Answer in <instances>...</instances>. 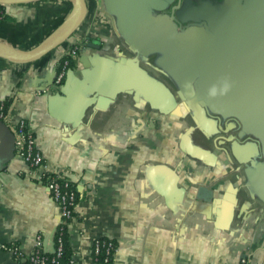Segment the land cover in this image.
Here are the masks:
<instances>
[{"label": "crops", "instance_id": "crops-1", "mask_svg": "<svg viewBox=\"0 0 264 264\" xmlns=\"http://www.w3.org/2000/svg\"><path fill=\"white\" fill-rule=\"evenodd\" d=\"M85 3L40 59L0 57V101L12 98L2 121L12 133L24 121L44 160L34 172L16 153L0 163V264H18L4 245L28 255L62 222L41 174L78 194L66 225L74 264H100L101 238L116 245L110 264H264V0L187 6L185 25L155 24L151 40L128 31L111 0ZM2 5L0 42L21 51L72 10ZM87 38L100 49L79 46L56 85L58 61Z\"/></svg>", "mask_w": 264, "mask_h": 264}, {"label": "water", "instance_id": "water-1", "mask_svg": "<svg viewBox=\"0 0 264 264\" xmlns=\"http://www.w3.org/2000/svg\"><path fill=\"white\" fill-rule=\"evenodd\" d=\"M17 1L30 0H0V4L12 3ZM72 5V10L67 19L58 27L51 35L43 40L39 45L29 51L17 50L7 44L0 42V57H3L13 63L29 64L40 59L56 47L63 44L73 33V31L83 21L86 14L85 0H68ZM114 11L121 19L126 29L130 31L137 39L151 40L155 35V22L149 18V15L140 0H111ZM85 46L95 50L100 49L98 40L90 41L86 39ZM150 42V41H149ZM151 48H156L152 45ZM161 47L160 45H158ZM158 48V47H157ZM195 47L191 53L196 52ZM189 55V54H188ZM187 55V56H188ZM147 82H154L147 79ZM149 83V84H150ZM155 84V83H154ZM247 151V150H246ZM249 154V151H248ZM15 157L14 135L10 129L0 120V163L2 160L11 161ZM44 246L47 249H52V242L44 241Z\"/></svg>", "mask_w": 264, "mask_h": 264}, {"label": "built area", "instance_id": "built-area-1", "mask_svg": "<svg viewBox=\"0 0 264 264\" xmlns=\"http://www.w3.org/2000/svg\"><path fill=\"white\" fill-rule=\"evenodd\" d=\"M80 45H73L66 52L64 58H73L77 55L79 51ZM69 60L63 59V62L60 65V69L56 71L55 76V84L60 85L67 73V66ZM3 107L0 106V120L4 118ZM14 135V149L17 156L27 165L28 169L31 172L38 170L43 167L44 160L41 153L35 147V139L34 136L28 131L26 124L24 121L18 123ZM46 180L48 185H46V189L48 191L49 196L53 200V202L59 208V216L61 218V223L67 225L69 220L73 217V213L76 207L75 202V194L72 191H65L68 180L59 177L56 175L55 178L50 177L48 174H41L38 177V181ZM2 249L8 253H10L14 260L16 261L20 257H26L28 260L27 264H60L58 262V258L61 253V242L58 240V247L56 258L52 261H48L45 257L40 256L41 249V240L40 237L36 238L35 247L28 255H24L21 253L19 248L15 245L9 244L4 245ZM113 250L115 251V245L109 239H97L93 242L92 245V253L95 258L97 256L102 255L103 260L100 264H110L109 259L113 255ZM65 264H74L73 259Z\"/></svg>", "mask_w": 264, "mask_h": 264}, {"label": "trees", "instance_id": "trees-1", "mask_svg": "<svg viewBox=\"0 0 264 264\" xmlns=\"http://www.w3.org/2000/svg\"><path fill=\"white\" fill-rule=\"evenodd\" d=\"M11 18L5 13V8L3 5H0V22L3 21H10ZM85 41H83L82 43L78 44L80 46L84 45ZM66 59L69 60L68 66H67V71L69 70V68H72V58H67ZM64 57H62L56 66V71L60 69V65L63 62V59H65ZM12 98L7 97L5 98L3 101H0V106L3 107V113L4 116L7 114V110L11 104ZM50 177L55 178L56 175L53 174H48ZM35 182H40L41 184H43L44 186L48 185V183L46 182L45 179H43L42 181H38V180H34ZM65 191H72L75 194V202L77 204L78 202V194L75 190V186L72 183H68L67 187L65 189ZM60 239L61 242V253H60V257L57 259L58 262L60 264H65L67 262H69L70 260H72V253L71 250L69 248L68 245V241H67V226L64 223H61L54 231L53 235H52V249H47L45 248L44 244L42 243L43 239L42 237L40 238L41 240V249H40V256L41 257H45L48 261H52L53 259L56 258V253H57V247H58V240ZM115 245V243H113ZM116 248V245H115ZM114 250H113V254H114ZM112 257L113 255L110 257L109 259V263H111L112 261ZM26 257H20L16 260V262L18 264H27L28 260L25 259ZM97 262H101L103 260V256L99 255L96 258Z\"/></svg>", "mask_w": 264, "mask_h": 264}, {"label": "flooded vegetation", "instance_id": "flooded-vegetation-1", "mask_svg": "<svg viewBox=\"0 0 264 264\" xmlns=\"http://www.w3.org/2000/svg\"><path fill=\"white\" fill-rule=\"evenodd\" d=\"M149 18L160 29L165 26L180 27L186 24L187 6L215 5L218 0H140Z\"/></svg>", "mask_w": 264, "mask_h": 264}, {"label": "clouds", "instance_id": "clouds-1", "mask_svg": "<svg viewBox=\"0 0 264 264\" xmlns=\"http://www.w3.org/2000/svg\"><path fill=\"white\" fill-rule=\"evenodd\" d=\"M225 91H227V86H225ZM210 94L214 96L216 94L215 89H212Z\"/></svg>", "mask_w": 264, "mask_h": 264}]
</instances>
